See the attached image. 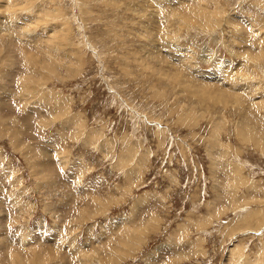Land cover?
Wrapping results in <instances>:
<instances>
[{"label": "rangeland", "instance_id": "1", "mask_svg": "<svg viewBox=\"0 0 264 264\" xmlns=\"http://www.w3.org/2000/svg\"><path fill=\"white\" fill-rule=\"evenodd\" d=\"M0 264H264V0H0Z\"/></svg>", "mask_w": 264, "mask_h": 264}, {"label": "bare ground", "instance_id": "2", "mask_svg": "<svg viewBox=\"0 0 264 264\" xmlns=\"http://www.w3.org/2000/svg\"><path fill=\"white\" fill-rule=\"evenodd\" d=\"M225 78V77H224ZM220 99V98H219Z\"/></svg>", "mask_w": 264, "mask_h": 264}]
</instances>
